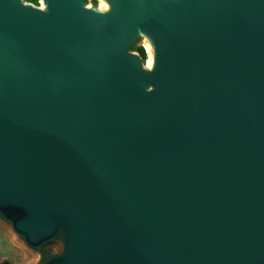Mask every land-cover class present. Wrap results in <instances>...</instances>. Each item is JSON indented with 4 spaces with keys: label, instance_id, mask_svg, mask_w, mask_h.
I'll list each match as a JSON object with an SVG mask.
<instances>
[{
    "label": "water",
    "instance_id": "1",
    "mask_svg": "<svg viewBox=\"0 0 264 264\" xmlns=\"http://www.w3.org/2000/svg\"><path fill=\"white\" fill-rule=\"evenodd\" d=\"M104 1L0 0V218L36 264H264V0Z\"/></svg>",
    "mask_w": 264,
    "mask_h": 264
},
{
    "label": "rangeland",
    "instance_id": "2",
    "mask_svg": "<svg viewBox=\"0 0 264 264\" xmlns=\"http://www.w3.org/2000/svg\"><path fill=\"white\" fill-rule=\"evenodd\" d=\"M28 3L41 5L42 0H24ZM86 4L99 7L101 0H86ZM146 39L138 38L132 44L135 46L129 50L138 53L137 47L143 46L146 49ZM131 44V45H132ZM147 53V50H146ZM140 55V54H139ZM148 53L144 61L146 62ZM62 249L60 240L46 245L41 251L30 248L11 229L10 225L0 218V261H9L11 264H36L46 251L59 252Z\"/></svg>",
    "mask_w": 264,
    "mask_h": 264
},
{
    "label": "clouds",
    "instance_id": "3",
    "mask_svg": "<svg viewBox=\"0 0 264 264\" xmlns=\"http://www.w3.org/2000/svg\"><path fill=\"white\" fill-rule=\"evenodd\" d=\"M88 7L91 8L92 5L89 4ZM108 8H109L108 4L104 3V0H101V10H102V11H107ZM149 52H150V54H151V50H150V49H149ZM152 65H153V61H152V59L150 58V59L148 60L147 67H148L149 69H151V68H152Z\"/></svg>",
    "mask_w": 264,
    "mask_h": 264
},
{
    "label": "bare ground",
    "instance_id": "4",
    "mask_svg": "<svg viewBox=\"0 0 264 264\" xmlns=\"http://www.w3.org/2000/svg\"><path fill=\"white\" fill-rule=\"evenodd\" d=\"M104 3L108 4L107 2L104 1ZM109 6V5H108ZM99 8L101 9V5L99 6ZM146 50H147V53H148V58H147V63H148V60L151 58L152 61H154V52H153V47L151 45V43L149 41L146 40ZM149 49L151 50V54L149 52Z\"/></svg>",
    "mask_w": 264,
    "mask_h": 264
},
{
    "label": "trees",
    "instance_id": "5",
    "mask_svg": "<svg viewBox=\"0 0 264 264\" xmlns=\"http://www.w3.org/2000/svg\"><path fill=\"white\" fill-rule=\"evenodd\" d=\"M134 46H135V44L130 45V49H132ZM137 50H138L140 56H141L143 59H145L146 56H147V53H146V49H145V47H143V46H139V47H137Z\"/></svg>",
    "mask_w": 264,
    "mask_h": 264
}]
</instances>
